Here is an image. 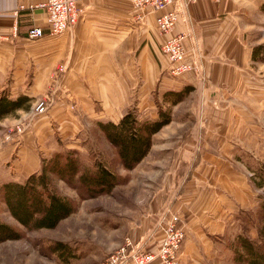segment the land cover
Returning <instances> with one entry per match:
<instances>
[{
	"label": "crops",
	"instance_id": "1",
	"mask_svg": "<svg viewBox=\"0 0 264 264\" xmlns=\"http://www.w3.org/2000/svg\"><path fill=\"white\" fill-rule=\"evenodd\" d=\"M42 1L0 0V91L6 89L12 98L19 94L30 97L27 107L17 109L12 120L3 117L0 123L17 122L22 116L20 111L46 92L55 73L63 78L62 86L68 90L67 96H56L53 106L35 118L31 132L10 142L1 153L13 156L9 166L28 170L27 175L40 164L37 148L49 151L50 141L78 139L84 126L99 119L117 122L133 103L137 108L149 107V97L155 92L160 72H165L162 82L167 88L191 85L190 93L203 94L209 103L214 94L225 95L238 88L242 80L240 69L251 56L249 47L246 58L234 50L239 52L243 47L236 44L240 43L237 24L244 22L238 10L251 5L253 0H196L186 6L175 0L167 6L178 10L171 33L185 32L186 59L194 65L177 75L171 73L170 61L161 50L165 35L156 33V13L147 11L138 19L130 0H78L77 22L60 34L50 35L45 8L37 5ZM30 2L34 4L32 7ZM259 3L264 0L255 1V5ZM32 26L43 27L44 35L29 38L27 31ZM60 65L63 72L58 71ZM172 84L174 87H170ZM199 101L193 103L204 105V100ZM158 132L154 133L153 141ZM222 137L211 130L198 136L189 135L188 141L198 140L201 147L193 143V148H181L174 153L187 162L177 163L172 179L152 198L159 206V220L170 211L184 219L187 237L193 229L199 234L204 227L205 230L217 227L214 218L224 214L215 211L217 186L224 181L226 197L234 188L235 177H229L232 169L219 165L220 153H226V148L218 149L215 143ZM8 175L3 182L23 180L12 173ZM166 219L160 220L163 227ZM188 246L183 248V259L192 253L186 249ZM158 263L159 260H154L151 264Z\"/></svg>",
	"mask_w": 264,
	"mask_h": 264
},
{
	"label": "rangeland",
	"instance_id": "2",
	"mask_svg": "<svg viewBox=\"0 0 264 264\" xmlns=\"http://www.w3.org/2000/svg\"><path fill=\"white\" fill-rule=\"evenodd\" d=\"M255 1L238 10L242 12L244 22L239 26L237 24L240 43L236 44H242L243 47L239 52L234 50V53L243 58L249 53L248 47L251 52L254 45L264 42L263 3L255 5ZM156 33L160 34L157 29ZM164 73L160 72L156 80L155 92L149 97V107L139 109L133 103L127 109H135L138 118L145 119L157 117L159 108H170L171 120L174 118L172 122L170 120L171 123H167L169 125L161 127L154 141L152 136L150 149L134 167L123 166L117 148L105 137L97 120L84 126L78 139L58 138L50 141L49 151L37 148L40 164L33 172L40 171L43 158H50L56 151H70L77 156L80 171L94 168L96 162L102 163L116 174V181L108 192L85 196L79 191L81 187L76 182L69 184L63 179L55 178L52 181L53 188L72 199L75 209L52 228L26 229L0 201V218L22 232L18 239L0 242V264H99L125 237L133 240L138 251L154 253L148 264L154 260H159L158 264H167L159 258L157 244L164 236V228L170 215L175 212L170 211L164 215L167 219L163 227L160 220H164V217L158 219L159 206L157 201L152 202V198L154 193L158 194L161 186L172 179V173L177 171V163L182 160L184 165L187 162L174 153L181 148H193V143L198 145L196 147H201L198 140L188 141V136H198L208 130L223 136L215 143L218 149L226 148V153H220L219 165L232 169L229 177L233 175L236 182L233 190L228 191V197L224 195L227 191L224 181L217 186L218 209L215 211L217 214L224 213L214 218V225L217 227H212L211 230H205L204 227L199 234L193 229L191 236L187 237L185 221L180 216L184 237L177 253L178 264H248L244 260L246 255L240 257L242 260L238 259V252L244 253L237 241L239 234L249 236L264 249L262 237L258 238V228L264 225V61L253 60L250 56L240 69L242 80L238 83V88L225 95L214 94L209 103L205 102L207 99L203 98V94L189 91L181 103L170 104L164 98V92L169 89L162 82ZM62 79L59 73H55L46 92L36 97L27 109L20 111L19 115L22 116L17 122L0 123V184L9 176L8 173L23 180L33 173L27 175L28 170L10 167L13 156L7 157L1 153L8 148L10 142L18 141L22 134L32 131L35 118L53 106L56 96H67L68 90L62 86ZM170 87H174V84ZM3 90L10 96L6 89ZM42 99L47 100V107L44 112L38 113L35 108ZM201 99L204 100V105L193 103L194 100L203 101ZM15 112L6 117L12 120ZM7 134L9 137H6ZM208 210L204 209L206 212ZM57 241L65 243L64 251H59L61 247L59 250L55 249ZM187 244L189 246L186 249L192 253L183 259V248ZM195 256L198 260H195Z\"/></svg>",
	"mask_w": 264,
	"mask_h": 264
},
{
	"label": "trees",
	"instance_id": "3",
	"mask_svg": "<svg viewBox=\"0 0 264 264\" xmlns=\"http://www.w3.org/2000/svg\"><path fill=\"white\" fill-rule=\"evenodd\" d=\"M264 10V3L262 4ZM251 58L264 61V42L252 47ZM193 88L185 85L180 89H168L164 98L170 104L182 100ZM30 97L19 94L15 98L5 90L0 92V119L28 106ZM170 108H159L157 117L139 119L135 109L127 110L117 121L97 120L105 137L117 148L124 167H134L148 152L152 136L161 127L170 122ZM79 160L73 152L56 151L50 158H43L39 172H33L23 181L7 180L0 184V201L10 214L26 229L52 228L75 209V203L68 196L57 192L52 185L55 178L67 183L76 182L85 196L108 192L114 186L116 174L102 163H95L94 168L80 171ZM83 195V196H84ZM264 209V203L262 204ZM22 236L20 229L0 218V242L7 239H18ZM264 244V225L258 228V238ZM258 240V239H257ZM239 247L238 259L246 255L248 264H264V249L247 235L237 236ZM260 241V240H259ZM61 247V250H59ZM65 243L55 242V249L64 251ZM68 253V251H67ZM241 257V258H240Z\"/></svg>",
	"mask_w": 264,
	"mask_h": 264
},
{
	"label": "built area",
	"instance_id": "4",
	"mask_svg": "<svg viewBox=\"0 0 264 264\" xmlns=\"http://www.w3.org/2000/svg\"><path fill=\"white\" fill-rule=\"evenodd\" d=\"M133 7L137 9L136 17L141 19L144 12H154L156 29L160 34L165 35L161 43V50L170 61V71L177 75L186 70L194 68V65L186 59V48L183 42L185 32L171 33L174 30L178 18L177 8H167L175 0H130ZM180 5L186 6L196 0H179ZM31 2L29 6H33ZM44 7L46 11L47 31L50 35L60 34L70 29L78 20L80 6L78 0H44L37 4ZM36 5V6H37ZM19 7H23L20 4ZM45 30L41 26H32L27 31L29 38H39L43 36ZM60 71L63 70L59 66ZM51 98V97H49ZM52 100V98H51ZM47 100H40L35 110L38 113L45 111ZM73 107V105H72ZM19 129V126H17ZM15 131V129H13ZM6 137H9L7 134ZM184 237L182 219L177 213L170 215L167 225L164 228V236L159 244V258L167 264H178L177 253ZM154 257L151 251H138L134 247L130 237H125L124 241L110 252L99 264H148Z\"/></svg>",
	"mask_w": 264,
	"mask_h": 264
}]
</instances>
